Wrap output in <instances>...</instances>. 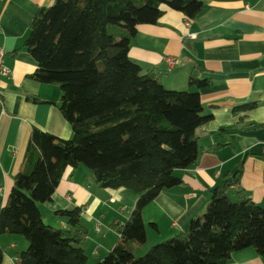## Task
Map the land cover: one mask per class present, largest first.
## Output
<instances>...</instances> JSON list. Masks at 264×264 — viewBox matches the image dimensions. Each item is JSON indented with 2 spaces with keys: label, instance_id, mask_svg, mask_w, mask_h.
<instances>
[{
  "label": "trees",
  "instance_id": "16d2710c",
  "mask_svg": "<svg viewBox=\"0 0 264 264\" xmlns=\"http://www.w3.org/2000/svg\"><path fill=\"white\" fill-rule=\"evenodd\" d=\"M191 21L201 0H54L29 22L24 46L36 61L31 77L56 84L57 106L68 121V139L32 127L20 168L0 209V235L23 236L28 245L16 264H87L82 247L86 229L81 208L57 214L66 227L43 222L39 204L51 201L64 170L84 165L101 188H127L138 194L114 247L94 264H226L233 251L253 247L264 259V207L233 177L211 189L203 212L174 236L146 242L143 208L165 188L180 183L176 169L194 164L199 154L195 130L211 118L203 114L197 90L165 88L161 70H143L129 55L138 24H154L162 6ZM201 67L188 77L202 87ZM3 250L0 246V264Z\"/></svg>",
  "mask_w": 264,
  "mask_h": 264
},
{
  "label": "crops",
  "instance_id": "0c3cea01",
  "mask_svg": "<svg viewBox=\"0 0 264 264\" xmlns=\"http://www.w3.org/2000/svg\"><path fill=\"white\" fill-rule=\"evenodd\" d=\"M53 1L0 0V46L9 70L8 76L0 77V209L20 168L31 128L63 139L72 135L57 106L59 86L31 77L36 61L24 46L36 11ZM201 1L203 10L189 26L183 13L163 5L159 20L138 24L129 42L128 55L143 70H161L157 79L167 89L197 90L203 114L211 115L195 130L196 162L176 169L180 183L161 190L142 210L148 245L174 236L199 216L211 189L231 179L239 164L241 174L232 187L264 207V0ZM190 32L195 37H187ZM166 56L178 63L169 68ZM195 65L202 68L198 78L207 80L205 86L188 84ZM137 197L127 188L99 187L81 164L64 170L52 200L39 204V211L44 223L66 227L57 211L80 207L86 229L82 247L87 264H94L118 241L116 226L127 220ZM27 245L21 235H0L1 264H16ZM226 264H264V259L255 248L245 247L233 251Z\"/></svg>",
  "mask_w": 264,
  "mask_h": 264
},
{
  "label": "built area",
  "instance_id": "2783aa9c",
  "mask_svg": "<svg viewBox=\"0 0 264 264\" xmlns=\"http://www.w3.org/2000/svg\"><path fill=\"white\" fill-rule=\"evenodd\" d=\"M189 23H190L189 20L185 21L186 26H189ZM187 37L193 38L195 37V33L193 32L187 33ZM4 53H5L4 48L0 46V77L9 75V70L3 64ZM165 63L169 68H172L178 63V59L172 56H166ZM262 155H264V143L262 145Z\"/></svg>",
  "mask_w": 264,
  "mask_h": 264
},
{
  "label": "rangeland",
  "instance_id": "374dc122",
  "mask_svg": "<svg viewBox=\"0 0 264 264\" xmlns=\"http://www.w3.org/2000/svg\"><path fill=\"white\" fill-rule=\"evenodd\" d=\"M149 243L145 242L144 244H142L141 246H139V248L137 247L134 251V254L136 256H139V255H142L144 254L147 250H148V247L151 246V245H148ZM154 244V243H153ZM144 245V246H143Z\"/></svg>",
  "mask_w": 264,
  "mask_h": 264
}]
</instances>
